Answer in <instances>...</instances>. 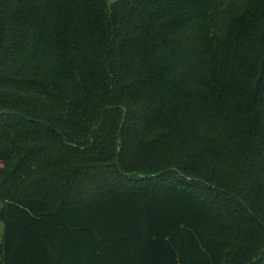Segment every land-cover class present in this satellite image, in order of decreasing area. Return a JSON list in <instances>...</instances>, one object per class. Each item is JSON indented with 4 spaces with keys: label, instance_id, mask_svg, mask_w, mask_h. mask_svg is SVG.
Returning <instances> with one entry per match:
<instances>
[{
    "label": "trees",
    "instance_id": "16d2710c",
    "mask_svg": "<svg viewBox=\"0 0 264 264\" xmlns=\"http://www.w3.org/2000/svg\"><path fill=\"white\" fill-rule=\"evenodd\" d=\"M0 220V264H264V0H0Z\"/></svg>",
    "mask_w": 264,
    "mask_h": 264
},
{
    "label": "rangeland",
    "instance_id": "374dc122",
    "mask_svg": "<svg viewBox=\"0 0 264 264\" xmlns=\"http://www.w3.org/2000/svg\"><path fill=\"white\" fill-rule=\"evenodd\" d=\"M104 169L106 171H110V168L105 167ZM2 233H3V222L0 220V243H1V239H2Z\"/></svg>",
    "mask_w": 264,
    "mask_h": 264
}]
</instances>
